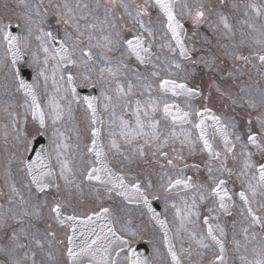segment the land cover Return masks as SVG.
<instances>
[{
    "label": "snow or ice",
    "instance_id": "obj_1",
    "mask_svg": "<svg viewBox=\"0 0 264 264\" xmlns=\"http://www.w3.org/2000/svg\"><path fill=\"white\" fill-rule=\"evenodd\" d=\"M27 10L24 15L28 25H35L38 35L36 39L40 42V47L44 52V64L47 66L51 57L59 62L71 64L77 68L84 66L88 73L83 75L82 82L87 83L91 78V74L96 71L93 61L99 62L98 80L102 81V91L100 98L84 97L83 103L86 105L85 111L89 113L86 128L89 130L90 144H86L80 153V176L86 181H99L101 184L112 187L108 190V198H111L112 191L127 200L136 199L142 202L151 218L163 230V243L171 256L173 264H182V261L173 244V237L168 223L162 219L160 214L152 207L153 200H160L161 194L167 202V194L177 190H193L192 195L185 199L183 215L181 209L173 203L171 206L177 209V216L180 217V227L185 229L198 249L215 250L218 248V254L214 252V259L209 264H229L228 248L226 242L228 233L225 226L219 223V214L217 211L231 215L229 205H234L233 194L228 190V181L225 176H232L233 169L229 167V159L232 162L240 161V167L237 169L241 178V190L235 193L242 202L240 215L243 221H233L232 228L234 231L231 243L237 254L240 264H264V239H261L249 248L251 241L257 240V234L250 229L259 226L264 229V219L258 216L253 210L252 204L259 190L264 195V111L256 116L255 122L258 125L253 130V121H247V132H241L235 116L215 113L207 103L197 106L193 103L197 97H203L204 94L196 87L189 86L188 78L190 70L184 69L183 65L177 61V50L179 57L188 61L193 66L202 63L203 66L210 71H218L219 57L209 52L207 55H201L193 58V52L196 51L195 46L190 50L188 47L187 33L182 19L189 17L194 27L207 22L209 27L215 24V30H219L226 38H232L235 35L233 26L229 23V18L222 12H217L216 20L213 22L209 19L212 16V8L204 3L189 5L184 3L180 11H176V0H143V3L129 4L125 0H121L120 7L123 8L125 15L130 17L139 26V32L131 39H124L122 32L117 25L116 17L113 13L105 8V19L100 20L95 15L101 5L97 3L95 9L86 0H77L73 5L64 0L63 3H55L51 5L55 10L57 23L65 26L63 38H58L52 31H47L43 27L47 16V9L41 12L40 5L34 8L27 4L25 0H20ZM109 3L115 7L116 0H109ZM223 5V0H221ZM154 7L159 10L158 20L145 21V16H150L149 8ZM193 7L195 10L193 11ZM236 7V5H233ZM245 8H251L257 17L264 15V12L254 3L245 5ZM112 19L109 20L108 16ZM247 16V12H245ZM246 25L250 33L245 39L242 34L240 45L243 46L250 41V47L256 49L254 55L259 61V67L252 62L250 55H244L238 51V46L233 43L231 45L221 44L220 48L224 50L225 56L233 61V68L229 70L230 77H236V62H242L243 65L251 64V67L260 73V69L264 68V24L257 26L250 20L241 22ZM107 25L111 32L103 35L102 38L96 36V31L104 32V26ZM9 25L0 23V43H6L8 50L12 53L13 61L19 57L20 51L16 46L19 37L13 36L8 30ZM71 29L72 31H68ZM161 30L166 40L159 42V48L167 49L169 56L158 55L153 52V44L156 41V31ZM29 34L32 28L28 29ZM170 34V36H169ZM196 33L193 32V36ZM174 41V45L173 42ZM207 43V40L205 41ZM54 47V52L50 50V46ZM58 44V47L55 45ZM194 45V42H193ZM126 46L129 55H135L140 65L148 66L151 70L148 75L140 72L138 68H133L125 63L123 59H118L115 64L109 60V56L121 48ZM95 49H101L99 54L95 53ZM124 53L121 52V57ZM173 69H181L184 72L183 77H179L178 73ZM243 72V69H239ZM129 77L124 83L119 79L121 75ZM40 75H44L41 71ZM264 75V74H262ZM149 76L158 80V84L154 87L149 80ZM177 76L174 79L172 77ZM134 77L133 79H131ZM251 78V77H249ZM62 81L65 77H60ZM47 81V77H45ZM55 83V81H54ZM66 83L68 88L64 91L69 93L62 99L65 106L61 107L59 103L52 104V155L55 156L56 163L59 165V177L64 181V187L68 192L67 198L58 199L51 204L47 200L40 201L39 194L44 193L48 187L44 183L42 176H52L51 169L52 155L48 156V164L38 155L37 160L28 162L19 152L14 153L9 158V165L13 159H18L23 165L21 169L27 177L28 182L21 180V187L27 189V198L21 187L16 183L8 185L9 192L7 194L0 192V196L6 199L7 207L0 205V256L4 258L2 264H60L58 255H60L59 245H65L66 251L62 254L65 257L66 264H79L80 258L90 256L95 264H148L136 258V253L130 251L123 260L119 259V253L116 258H112L110 249L113 243L127 244L128 241L123 235H119L116 227L111 220L112 210L109 207L99 204V210L93 209L91 214L82 218L75 207H72L73 189L82 195L81 185L76 183L73 168L69 166V161L65 155L68 148L65 142L67 137L65 132L55 125L62 121L65 116L69 120L73 119V102L76 100V77L71 73L67 75ZM115 83V87L112 85ZM259 84V81H256ZM95 86V85H93ZM211 87V86H210ZM215 91L221 97H227L234 106L249 109H264V89L259 87L255 91L259 93V99L253 97L252 92L245 86H240L238 94L226 92L218 84L214 85ZM137 89H140L139 95L147 94L146 99H135L131 97L137 95ZM158 89L163 96L153 97L152 93ZM17 91H23L26 97H30V103L25 101V120L28 112H31L33 119H39V124L45 127V112L38 102L35 86L19 82ZM59 92L60 89L58 88ZM112 93V94H110ZM171 94L172 98L184 97L183 107L179 103L169 102L166 98ZM204 97L205 101L210 97ZM103 101V111L108 114V120L105 121L100 114L99 103ZM123 108L125 112L131 109V115L134 117V123L118 115L117 109ZM165 119L170 118L172 129L161 135L159 131L160 122L155 119L154 114L161 111ZM4 111L11 119V126L15 130V140L22 145L24 150L28 149L27 135L23 129L17 128L19 123L17 114L9 111L6 107ZM208 121H211L209 126ZM118 122V123H117ZM107 123L109 143L107 149L102 143L101 128ZM176 125L180 126V131L175 130ZM188 125L189 127H185ZM118 129V130H117ZM211 129V130H210ZM8 133L5 131L4 139L7 140ZM219 136L222 147L217 149L215 146V137ZM117 137L127 145L126 150H122V146L118 143ZM77 139H80L77 133ZM179 141L180 147L175 146ZM172 145L170 151L174 155H169V151L165 149ZM187 149V156L185 155ZM250 148H255L261 154V160L257 162ZM197 152L207 153L208 161L205 164L207 171V180L210 182L198 183L193 176L187 175L189 169L199 172L200 164L193 162L188 163V157L196 156ZM149 153L154 163L158 164L161 169L167 168L170 171L163 172L160 175L158 185L153 184L151 179L142 178L140 175L132 172L130 168L123 165V161L127 165H132L137 160H144ZM121 166V171L114 170L112 160ZM122 158V159H121ZM164 160L165 164H160V160ZM98 165V166H97ZM182 165V166H181ZM48 167L49 171L43 173L41 168ZM127 169V170H125ZM254 170V171H253ZM6 174L11 176L10 168L6 170ZM7 183V181H6ZM36 185L34 193L31 185ZM59 190L60 185H56ZM97 200H100L101 193H96ZM209 198H211L209 200ZM206 200L208 215L203 217V225L206 226L205 233H197L195 228L187 229L185 224L198 225L200 221V205ZM264 207V204H260ZM44 208L48 209L46 226L41 229L38 224L45 222ZM67 213V214H66ZM104 219L106 224L99 225V232L95 227H91L96 220ZM213 221H216L213 223ZM132 221L129 219L128 224ZM53 224H57L62 228H66L63 237L58 239L57 233L52 229ZM82 226H86V230H81ZM121 232L127 233L130 237H135L136 232L131 231L126 225L122 226ZM80 233L81 243L77 244V233ZM179 235V231L177 232ZM242 238H237V237ZM94 237V238H93ZM181 252L190 256L192 247L182 248ZM251 254V258L250 255ZM198 255L203 253L198 252Z\"/></svg>",
    "mask_w": 264,
    "mask_h": 264
},
{
    "label": "rangeland",
    "instance_id": "obj_2",
    "mask_svg": "<svg viewBox=\"0 0 264 264\" xmlns=\"http://www.w3.org/2000/svg\"><path fill=\"white\" fill-rule=\"evenodd\" d=\"M130 1V0H129ZM125 0L126 3L130 2ZM25 2L29 5H31L33 8L36 5H40L41 12L43 13L45 9H47V16L45 19V23L43 24V27L45 30H49L54 32V34H58L60 38H63L64 35V29L65 26L62 24L58 25L54 22V20L57 19L55 16V10L51 5H54L55 3H63L64 0H25ZM69 3L75 4L77 0H68ZM90 4V6L95 9V5L99 3L101 7L98 10H95V15L99 17L100 20L105 19V8L109 9L110 13H114L115 15L122 14V23L121 26H119V21H117V25L121 30V27L123 26H129V29H132L133 27L139 29V26L136 24L134 20H132L130 17L125 15L123 8L120 7L121 0H116V6L111 7L109 2L105 3V0H86ZM135 3H143V0H136ZM149 12L152 13V8H149ZM120 10V11H119ZM27 10L25 9L24 5L20 3V0H0V23L6 24L10 26H19L21 34H22V41H23V48L25 52L27 53V56L29 58V65H32V69L34 72V83L35 86L39 92L41 104L43 106V110L45 112V127H38L36 124L32 122L31 114L30 112L26 115L25 120V109L22 107L24 105L25 100L22 98L19 91H17L18 84L17 80L14 74V71L12 69V66L8 59V54L6 52V48L4 43H0V192H3L7 194L9 192L8 185L12 183H16L18 187H21V180L24 182H28L25 173L21 170L23 168V165L19 163L18 159H13L11 165H9L8 161L9 158L13 156L14 153L19 152L23 155L25 158L27 151L24 150L22 145H19L18 142L15 140V130L11 126V119L8 116V114L4 111V108H8L9 111L15 112L17 114V118L19 123L17 124V128L23 129L27 135L28 140V147L30 144L31 139H33L35 136H37L40 133H46L50 139L51 143V155H52V149L54 147L52 143V104L59 103L61 107L65 106V101L62 99L65 95H69V93H66L64 90L67 88L66 81H62L60 77L63 75L60 67H58L56 60L52 59L51 57L48 60L47 66L44 64V52L42 51L40 47V42L36 39V36L38 35V32L36 31V26L28 25L26 17L24 13ZM152 18V16H150ZM108 19L111 20V15L108 16ZM144 20L147 21L146 16L144 17ZM131 22V25H128L127 22ZM52 25H56L58 27L57 31H54L52 29ZM29 27L32 28L31 34H29ZM68 31H72L71 29H68ZM140 31V30H139ZM111 32V29L107 27V25L104 26V32L101 33L99 31H96V36L102 38L103 35L109 34ZM122 37L124 35L123 30ZM168 37L164 36V33L161 30L156 31V41L153 44V50L156 54L162 55V56H169V52L167 49H161L159 48V42H162V40H166ZM50 50L52 51L51 47ZM95 53L99 54L101 49H95ZM122 48L116 51L115 53L111 54L109 56V60L112 61L113 64L118 59H123L124 62L129 64L131 67L136 68V64L130 60L124 59V56L121 57ZM124 53V51H123ZM128 57V56H127ZM226 61V59L224 58ZM231 58L228 57V61L230 62ZM178 61V60H177ZM179 62V61H178ZM93 64V66L96 68V71L91 74L92 78L87 82H82L83 75L89 74L86 67L81 66L79 68L71 65L68 70L71 71L74 77H76V82L79 87H85V86H92L95 85L98 92V98L101 96L102 91V81L98 80L99 72L98 69L100 66L99 62L93 61L90 62ZM180 63V62H179ZM182 64V63H181ZM183 65V64H182ZM241 64H239L240 66ZM184 69L185 66L183 65ZM233 68V67H232ZM188 69V68H187ZM240 68H237L236 77H230L228 75L229 70L226 69L227 72H225V69L222 67L223 74L222 75V82L221 85L224 87V90L226 92H229V88H237L239 90L240 86H245L249 91L252 92V95L255 93L258 94V92L255 91L256 87H259L260 89H264V72L257 73L255 69H253L251 66H247L245 69H243V72L239 71ZM138 70L144 75H148V71L151 70V66H148V70L146 71L145 67H139ZM190 70V69H188ZM41 71L44 72V75H40ZM174 72L178 73L179 77H183L184 72L181 69H173ZM45 77H47V81L45 80ZM251 77V78H249ZM129 77L125 75H121L119 77L120 81L124 83L126 79ZM174 79L178 78L177 76L172 77ZM134 81V77H132ZM149 80L153 83L154 87L158 84V80L155 78H152L149 76ZM55 81V83H54ZM207 81H209V78H207ZM256 81H259V84H256ZM112 87H115V83H113ZM60 89L58 92L57 89ZM140 89H137V95L131 97V99L134 101L135 99H146L147 94H145L143 97L139 95ZM158 89H155L152 93L153 97L156 96H163L162 94H158ZM231 93L236 94V92L231 91ZM112 94V93H110ZM256 99V96H253ZM259 97V95H258ZM69 98L70 95H69ZM219 98V97H216ZM227 98V97H226ZM221 101L226 102L224 98L221 99ZM226 104H229V106L232 105L231 101L227 102ZM73 109V119L69 120L67 116L65 118L58 122L55 127L60 128L62 131L65 132V135L67 137L66 143L68 145L67 150L65 151V155L69 161V166L73 168L74 172L76 173L75 180L76 183L81 185L82 189V195L80 193H77L73 189V195H72V207H75L78 211V214L81 216H86L88 213H91L93 209L99 210V204L102 202L103 206L107 207V198L108 195L106 193H103L99 190H95L87 186L85 183V180L83 183H81V180L83 179L80 176V168H81V161H80V153L81 150L84 149V146L86 144H90V135L89 130L86 128V125L88 123V113L85 111V107L83 106L82 102H73L72 104ZM99 109L100 114L104 118L105 121L108 120V114L103 111V101L100 100L99 103ZM257 110H259L257 108ZM131 111V109H130ZM245 111H251V110H245ZM261 111V110H260ZM118 115L122 114L125 116V111L123 108L117 109ZM122 112V113H121ZM161 111H158L154 114V117L156 120L160 122L159 115ZM131 117H133L131 115ZM134 120V117H133ZM118 123V122H117ZM134 123V122H133ZM161 126V123L159 124ZM118 130V129H117ZM5 131L8 133L7 140L4 139ZM77 133H79L80 139H77ZM101 135L103 137L104 145L107 149L108 143H109V137H108V126L107 123H105L101 128ZM118 143L121 144L122 150L127 149V145L123 143L122 140H120L118 137ZM149 156V155H148ZM151 156V155H150ZM257 159V157H255ZM52 161H53V167L56 172L57 177V184L60 185L59 190L55 187L52 190H48L44 193L39 194V200H47L49 204H51L53 201L58 199L67 198L68 192L64 187V181L60 179L59 177V165L56 163L55 156L52 155ZM144 167L147 169V171H151L154 166H143V165H136L133 168V173L139 174L140 168ZM10 168L11 176H8L6 174V170ZM7 181V183H6ZM154 186L156 185L155 182H153ZM158 185V184H157ZM21 190L24 192L25 197L28 196L27 189H24L21 187ZM33 190V189H32ZM35 193L36 191L33 190ZM101 193L100 200H97L96 193ZM185 197V199H188L191 194H181ZM178 197V198H177ZM170 197L167 198V202H165V214L171 218L172 225H174V235L176 243L178 244V253L181 256L182 264H209V261L212 260V257L214 258V252L212 250H205V249H198L197 245L189 239L188 233L185 231V229L180 227V217L177 216L176 212L177 209L173 208L171 205L175 203L177 205V208L181 209V215H183V209L184 204L182 203L181 197ZM109 199V198H108ZM111 200H117L116 198L112 197ZM119 201V200H118ZM117 201V205H118ZM207 200L201 204L203 207L206 205ZM209 203V201H208ZM0 205H4L7 207L6 199L4 196H0ZM121 210V208H119ZM45 213V222H41L38 224L40 226L46 225L47 222H50L47 220V212L48 209H43ZM128 212V215H127ZM202 212V211H201ZM131 215V216H130ZM201 216V214H200ZM118 217L121 219L118 220V224L120 226L126 225L131 231H138L140 230L139 224L141 226V223L145 224L148 223L149 231L151 234H146L148 238L155 241V248H154V257L157 258V261H155V264H165L164 254H161V242L159 245H157V240L160 239L159 233L154 229L153 225L147 221L145 214L142 212L140 208H132V210H126L123 213H118ZM138 217V218H136ZM238 217L241 218V220L246 224V221L243 220L241 215H237V217L232 218V222L238 221ZM131 220L132 223L128 224V220ZM201 219V218H200ZM200 221L198 222V225H192V224H185V228L187 229H193L195 228V231L197 233H202L200 229ZM222 224L225 226V229L227 233L229 234L230 231L238 232L239 229L237 228L234 230L232 228V224L229 227V221L225 220L222 221ZM55 224H53L54 226ZM179 231V235H177V232ZM254 231V230H250ZM260 232V231H259ZM257 240L251 241L249 244V248H251L253 245L258 243L259 240L264 239V235L257 233ZM233 234H229V237H232ZM242 238V237H237ZM161 241V240H160ZM189 246L192 247V254L190 256L185 255L181 252L182 248H188ZM230 255H229V264H240L237 254L234 251V246L231 245L230 247ZM203 253V255H198L197 253ZM216 253V252H215ZM250 258L251 254L249 253Z\"/></svg>",
    "mask_w": 264,
    "mask_h": 264
},
{
    "label": "flooded vegetation",
    "instance_id": "obj_3",
    "mask_svg": "<svg viewBox=\"0 0 264 264\" xmlns=\"http://www.w3.org/2000/svg\"><path fill=\"white\" fill-rule=\"evenodd\" d=\"M229 167H230V163H229ZM232 169H233L234 174L232 176H230V177H228V176L224 177L228 181L227 186L233 185L234 184L233 182L236 181V176H235L236 169H234V168H232Z\"/></svg>",
    "mask_w": 264,
    "mask_h": 264
},
{
    "label": "water",
    "instance_id": "obj_4",
    "mask_svg": "<svg viewBox=\"0 0 264 264\" xmlns=\"http://www.w3.org/2000/svg\"><path fill=\"white\" fill-rule=\"evenodd\" d=\"M17 68L19 69V67L17 66Z\"/></svg>",
    "mask_w": 264,
    "mask_h": 264
}]
</instances>
